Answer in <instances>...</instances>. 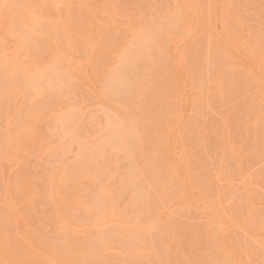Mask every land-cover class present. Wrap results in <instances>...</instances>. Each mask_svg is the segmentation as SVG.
<instances>
[{"label": "rangeland", "instance_id": "1", "mask_svg": "<svg viewBox=\"0 0 264 264\" xmlns=\"http://www.w3.org/2000/svg\"><path fill=\"white\" fill-rule=\"evenodd\" d=\"M0 264H264V0H0Z\"/></svg>", "mask_w": 264, "mask_h": 264}, {"label": "bare ground", "instance_id": "2", "mask_svg": "<svg viewBox=\"0 0 264 264\" xmlns=\"http://www.w3.org/2000/svg\"><path fill=\"white\" fill-rule=\"evenodd\" d=\"M192 84H194V83H192ZM192 88H194L193 86H192ZM198 89V88H197ZM199 90V89H198ZM196 91V90H195ZM200 91H202V90H200ZM199 104V103H198ZM193 108H195V106L193 107ZM197 108V107H196ZM200 109V108H199ZM198 110H196V112H197ZM195 112V111H194ZM199 112V111H198ZM189 116H190V114H189ZM192 116V115H191ZM109 117H110V115H109ZM112 117V116H111ZM113 119V118H112ZM111 120V119H110ZM112 122V121H111ZM194 122V121H193ZM185 124V123H184ZM187 124V123H186ZM193 124V123H192ZM190 125V124H189ZM185 129V128H184ZM182 131H184V130H182ZM185 132V131H184ZM195 135V134H194ZM124 140V139H123ZM194 141V140H193ZM192 141V142H193ZM131 144V143H130ZM134 145V144H133ZM158 157V156H157ZM137 159V158H136ZM156 161V160H155ZM161 169V168H160ZM160 171V170H159ZM162 174H163V172H161ZM161 175V174H160ZM165 177V176H164ZM165 179H167V177H165ZM162 182V181H161ZM198 185V184H197ZM166 186V185H165ZM167 187V186H166ZM178 216H179V214H178ZM178 216H177V218H178ZM192 216V215H191ZM236 231V230H235ZM238 232V231H237ZM240 242H241V240H240ZM239 242V243H240Z\"/></svg>", "mask_w": 264, "mask_h": 264}]
</instances>
